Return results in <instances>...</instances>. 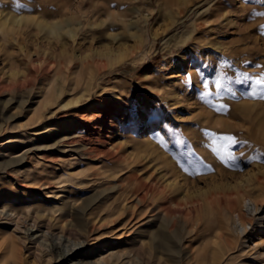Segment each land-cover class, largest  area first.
Segmentation results:
<instances>
[{
    "label": "rangeland",
    "instance_id": "1",
    "mask_svg": "<svg viewBox=\"0 0 264 264\" xmlns=\"http://www.w3.org/2000/svg\"><path fill=\"white\" fill-rule=\"evenodd\" d=\"M253 13H264L255 0H0V264H264L253 179L264 176V16ZM237 73L250 79L222 80L219 96L202 86ZM105 110L119 116L118 152L103 144ZM221 136L236 143L225 150ZM208 155L234 178L187 185L217 174L186 169ZM167 157L180 176L164 175ZM149 176L194 196L253 179L257 211L240 234L227 205L202 196L189 225L160 199L139 203Z\"/></svg>",
    "mask_w": 264,
    "mask_h": 264
},
{
    "label": "bare ground",
    "instance_id": "2",
    "mask_svg": "<svg viewBox=\"0 0 264 264\" xmlns=\"http://www.w3.org/2000/svg\"><path fill=\"white\" fill-rule=\"evenodd\" d=\"M48 9V8H47ZM66 10V9H65ZM64 10V11H65ZM48 16V15H47ZM52 17V16H51ZM17 20V18L15 19ZM56 23H50V31L54 32L58 35L59 34V30L62 29L61 26H59V24L55 25ZM68 34H70L71 36L73 35L72 31H68ZM45 59V58H44ZM48 61V60H47ZM49 62V61H48ZM55 65V64H54ZM48 67V66H47ZM49 71V70H48ZM51 71V70H50ZM176 76L171 75L169 77V79L175 78ZM27 81V80H26ZM25 83V82H24ZM29 85V84H26ZM42 91V90H41ZM43 92V91H42ZM41 92V93H42ZM44 95V94H43ZM45 98V97H44ZM47 99V98H46ZM104 109V108H103ZM110 111L105 110L103 111L102 114V120H107L105 122L109 121V126L106 129V132L103 133V144L106 145V149L107 151L109 150H116V152L119 151V148L121 145L118 143H116L115 140V136H114V132L118 131L119 132V116L118 115H113L110 116ZM83 118V116H82ZM84 119V118H83ZM104 123V122H103ZM104 126V125H103ZM113 139H112V138ZM86 139H80L79 141H85ZM71 142V141H70ZM146 147V146H145ZM149 149H143V152H147ZM245 150V149H244ZM213 151V150H212ZM178 152V151H177ZM215 152V151H214ZM249 152V151H248ZM255 152V151H254ZM257 152V151H256ZM161 153H165L162 152ZM260 153V152H259ZM164 155V154H163ZM212 155V154H211ZM219 157L224 156L221 152L218 153ZM250 155V154H249ZM255 155V154H254ZM238 156V155H237ZM241 156V155H240ZM259 156V155H258ZM214 157V156H213ZM211 156L208 155L207 158H202V157H197L195 156V159H193V161L191 162V165L189 167H187L186 169L188 170L189 174L191 175H200V174H210L211 172L215 171L217 174L214 175H210V176H203V177H199L196 178L195 180H190L189 176L186 175L185 179L187 181H189L188 184L191 185H197L198 183H201L202 181H206V183L209 182H215L218 181V179H220L221 181H224L226 179H231L234 178V176L236 175L235 173H231L225 169L228 168H222L221 165L220 166V161L215 162V161H210V159L212 160ZM239 157V156H238ZM165 158V157H164ZM245 158V157H244ZM214 159V158H213ZM166 160V164L164 167V171H166L164 173V175H168L169 173L180 176L181 173L178 171L177 166L175 164V162H173L172 160H170L168 157L165 159ZM241 161V160H240ZM136 162V161H135ZM198 162V164L200 165V173H195L193 172L192 169H194L195 163ZM221 163H223L221 161ZM135 164V163H134ZM164 165V162H163ZM242 165V164H241ZM244 165V164H243ZM247 165V164H246ZM146 166V165H145ZM147 166H149V163H147ZM137 167V166H136ZM143 167V166H141ZM140 167V168H141ZM145 168V167H143ZM230 170V169H228ZM139 171V170H138ZM235 172V171H234ZM133 173V172H132ZM131 173V174H132ZM154 173V171H152L150 173V176ZM195 173V174H194ZM134 174V173H133ZM137 175V174H135ZM141 175V174H140ZM149 176V178H150ZM185 176V174H184ZM253 177V176H252ZM133 178V177H132ZM148 178V179H149ZM182 178V177H181ZM184 178V177H183ZM147 179V180H148ZM151 179V178H150ZM149 179V180H150ZM161 179V178H160ZM171 179V178H170ZM168 178V180L162 184V181L159 183L157 180H150L148 182L142 181L139 182L137 189H135V191H133L135 194L136 193H142L139 198V203L140 204H146L148 203L149 199H160L161 201L157 200V208L156 209H161L163 212H165L164 214L168 217H178V215L180 216H184L187 220L188 223L190 225V222L194 221L193 218L198 216L201 211L204 209L203 205L201 204V198L203 196V199H205V203H207L210 206H214L216 204L218 205H227V208L229 210V212L231 214H233L234 216V224H235V229L240 233V234H244L247 231V225L244 224V217L246 214L251 213V212H256L257 211V207H258V197L254 196L253 194V190L251 188L252 184L250 183V181H253V179L256 181L257 184H259L260 186L264 185V176L262 175V172L256 173L254 174V178L253 179H249L247 181H243L240 184L237 185V187L235 188H229L226 187H218V191H216L215 193L212 190H205L203 193L201 192L200 194H202V196L199 195H190L187 192L184 193L182 190V187L178 186V184L172 182ZM184 179V180H185ZM131 180V179H130ZM135 180V178H134ZM141 180V179H140ZM143 180V179H142ZM163 180V179H162ZM208 180H210L208 182ZM244 180V179H243ZM136 181H139V178L136 177ZM254 182V181H253ZM255 183V182H254ZM253 183V184H254ZM130 184V182H129ZM135 184V183H134ZM228 185V184H225ZM255 185V184H254ZM126 188V186L124 187ZM191 188V187H190ZM216 190V189H215ZM257 195V194H256ZM261 195V194H260ZM203 201V200H202ZM138 202V201H137ZM217 202V203H216ZM138 204V205H140ZM137 205V206H138ZM151 208V207H150ZM136 212V211H135ZM137 213V212H136ZM140 213V212H139ZM142 213V212H141ZM146 213V212H145ZM144 214V213H142ZM133 215V214H132ZM231 217V216H230ZM173 218V219H174ZM264 218V217H263ZM229 220V219H228ZM132 221V220H131ZM197 221V220H195ZM223 221V220H222ZM220 221L219 225L221 230L226 229V225L224 222ZM192 225V224H191ZM194 226V225H193ZM165 228V227H164ZM166 229V228H165ZM168 230V229H167ZM199 230V229H198ZM157 231V230H156ZM196 231V230H195ZM219 231V230H218ZM155 232V231H154ZM198 234H201L200 231ZM220 234V232H219ZM221 236V234H220ZM156 237L158 238V243L160 241V244L163 245V247L167 246V243L170 241L169 236L160 231L156 234ZM219 237V235H218ZM224 237V234H223ZM220 238V237H219ZM222 238V237H221ZM175 240V239H174ZM264 241V239H263ZM176 242V240H175ZM258 244V243H257ZM160 246V245H159ZM153 249V248H152ZM196 261V259H195ZM198 261V260H197Z\"/></svg>",
    "mask_w": 264,
    "mask_h": 264
},
{
    "label": "snow or ice",
    "instance_id": "3",
    "mask_svg": "<svg viewBox=\"0 0 264 264\" xmlns=\"http://www.w3.org/2000/svg\"><path fill=\"white\" fill-rule=\"evenodd\" d=\"M256 3L260 4L261 6H264V0H255ZM252 15L254 16H264V13H253ZM250 78L244 74H240L237 73V79L235 81L231 80V77H219L216 78L212 81H204L202 82V86L205 89H208L209 87V83H211L212 85H214V87L218 90L217 91V95L219 96V90L224 88L225 91H230V87H225V84L222 83V80L224 81H229L230 83H235V84H242L245 83L249 80ZM255 84H264V78L261 79H257L255 81ZM233 95H235V93H232ZM257 93L255 92V89L253 90L252 95H256ZM212 93L210 91H205L201 94V99H206L207 97L211 96ZM261 98H264V96H262ZM207 103L211 106L212 101L211 100H207ZM220 107H223L222 105ZM217 139L224 141L225 143L221 146L223 147L225 150L230 147L231 145L236 143V140L234 137L232 136H221L218 137ZM215 143V140L213 141ZM178 144H182L183 141L182 140H177Z\"/></svg>",
    "mask_w": 264,
    "mask_h": 264
}]
</instances>
